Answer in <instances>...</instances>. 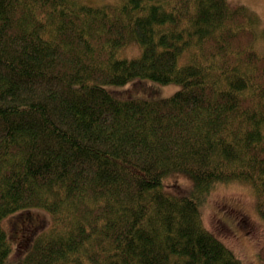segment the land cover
<instances>
[{
  "label": "trees",
  "instance_id": "16d2710c",
  "mask_svg": "<svg viewBox=\"0 0 264 264\" xmlns=\"http://www.w3.org/2000/svg\"><path fill=\"white\" fill-rule=\"evenodd\" d=\"M259 17L230 0H0V264H242L202 206L238 182L264 223ZM129 81L177 88H111ZM29 210L48 222L13 242L2 222Z\"/></svg>",
  "mask_w": 264,
  "mask_h": 264
},
{
  "label": "rangeland",
  "instance_id": "374dc122",
  "mask_svg": "<svg viewBox=\"0 0 264 264\" xmlns=\"http://www.w3.org/2000/svg\"><path fill=\"white\" fill-rule=\"evenodd\" d=\"M104 1L106 0H85L86 3L95 5L120 2V0L116 3ZM230 1L248 5L264 21V0ZM111 88L116 89V93L121 97L150 99L169 95L177 88V85L129 81L124 86H112ZM239 184L241 183L237 182L227 186L218 184L214 187L202 206L203 222L207 230L241 259L242 264H264V261L256 257V252L264 240V223L257 219L252 192ZM12 215L7 217L8 220H3L2 226L10 233L13 242H16L22 235L32 236L48 222V216L41 210H29Z\"/></svg>",
  "mask_w": 264,
  "mask_h": 264
},
{
  "label": "bare ground",
  "instance_id": "6f19581e",
  "mask_svg": "<svg viewBox=\"0 0 264 264\" xmlns=\"http://www.w3.org/2000/svg\"><path fill=\"white\" fill-rule=\"evenodd\" d=\"M167 4V3H166ZM167 6V5H166ZM168 7V6H167ZM166 8V7H165ZM134 48V47H133ZM138 49V48H137ZM133 50V49H132ZM134 50H135V48H134ZM117 52H118V50H117ZM129 53H130V51H129ZM116 54H118V53H116ZM117 56V55H116ZM132 57V56H131ZM136 57V56H135ZM139 76V75H138ZM148 77V76H147ZM114 83V82H113ZM109 84V83H108ZM112 84V83H111ZM162 84V83H161Z\"/></svg>",
  "mask_w": 264,
  "mask_h": 264
}]
</instances>
